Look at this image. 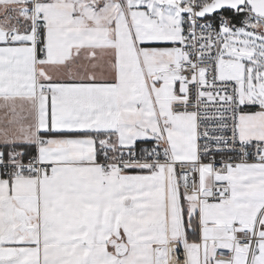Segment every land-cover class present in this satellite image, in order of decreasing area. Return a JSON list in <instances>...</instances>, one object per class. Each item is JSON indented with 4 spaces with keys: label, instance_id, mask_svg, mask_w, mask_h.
<instances>
[{
    "label": "snow or ice",
    "instance_id": "obj_1",
    "mask_svg": "<svg viewBox=\"0 0 264 264\" xmlns=\"http://www.w3.org/2000/svg\"><path fill=\"white\" fill-rule=\"evenodd\" d=\"M0 264H264V0H0Z\"/></svg>",
    "mask_w": 264,
    "mask_h": 264
}]
</instances>
